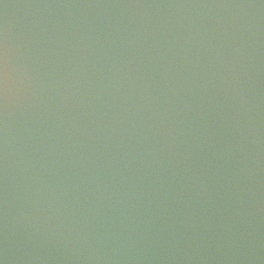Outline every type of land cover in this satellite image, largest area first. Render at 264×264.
<instances>
[{
    "label": "water",
    "instance_id": "1",
    "mask_svg": "<svg viewBox=\"0 0 264 264\" xmlns=\"http://www.w3.org/2000/svg\"><path fill=\"white\" fill-rule=\"evenodd\" d=\"M0 264H264V0H0Z\"/></svg>",
    "mask_w": 264,
    "mask_h": 264
}]
</instances>
